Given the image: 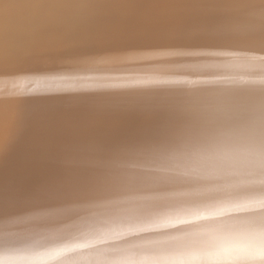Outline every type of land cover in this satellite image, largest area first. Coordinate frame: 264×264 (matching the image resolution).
<instances>
[{"label": "bare ground", "instance_id": "bare-ground-1", "mask_svg": "<svg viewBox=\"0 0 264 264\" xmlns=\"http://www.w3.org/2000/svg\"><path fill=\"white\" fill-rule=\"evenodd\" d=\"M261 133L264 0H0V248L242 205Z\"/></svg>", "mask_w": 264, "mask_h": 264}, {"label": "clouds", "instance_id": "clouds-1", "mask_svg": "<svg viewBox=\"0 0 264 264\" xmlns=\"http://www.w3.org/2000/svg\"><path fill=\"white\" fill-rule=\"evenodd\" d=\"M208 162L243 169L264 189V133L243 150L214 154ZM157 231L164 234L118 243ZM0 264H264V190L239 206L210 202L175 218H114L50 242L0 248Z\"/></svg>", "mask_w": 264, "mask_h": 264}]
</instances>
